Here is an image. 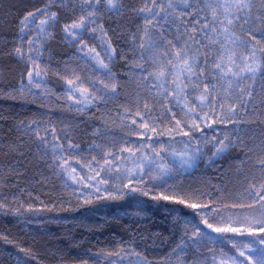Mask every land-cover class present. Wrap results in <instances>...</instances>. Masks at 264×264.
I'll return each instance as SVG.
<instances>
[{
    "label": "trees",
    "instance_id": "trees-1",
    "mask_svg": "<svg viewBox=\"0 0 264 264\" xmlns=\"http://www.w3.org/2000/svg\"><path fill=\"white\" fill-rule=\"evenodd\" d=\"M101 1L95 6L100 17L94 35L109 51L104 64L118 85L83 111L69 94V75L79 57L91 58L81 55L79 41L67 35L66 26L78 14L73 0H0V264H233V259L240 264L230 233L215 232L203 221L215 228L217 220L241 216L240 208L231 205L243 202L239 192L247 185L248 160L256 155L243 141L245 125H224L215 134V127L208 129L215 149L204 146L187 172L144 173L143 194L115 195L123 184L121 170L92 162L94 149L116 138L105 118L129 100L124 91L132 89L134 65L144 58L154 35L153 25L145 27L147 0H117L115 7ZM156 3L150 9L166 14L179 40H196L201 25H193V16L180 15L179 5L169 8L168 0ZM194 6L189 9L199 19L203 12ZM44 9L51 19L38 43L41 83L34 85L27 83L31 63L21 50L24 21ZM251 23L254 30L261 27ZM256 39H261L259 32ZM258 44L264 49V42ZM261 55L264 64V51ZM262 85L264 68L251 84L252 96L232 100H237L236 111L251 121L248 128L264 133ZM158 102L157 97L150 102L156 112ZM156 115L170 134L168 121L173 119L165 111ZM149 135L142 149L157 155ZM196 138L203 144V138ZM218 143L228 147L218 152ZM161 196L171 199L154 198ZM190 203L209 207L199 212ZM197 231L204 235L193 244Z\"/></svg>",
    "mask_w": 264,
    "mask_h": 264
},
{
    "label": "rangeland",
    "instance_id": "rangeland-1",
    "mask_svg": "<svg viewBox=\"0 0 264 264\" xmlns=\"http://www.w3.org/2000/svg\"><path fill=\"white\" fill-rule=\"evenodd\" d=\"M104 1L108 4L107 0ZM101 2L100 0V4ZM114 2L116 3L117 0ZM95 4V0H92V3H88L87 0H73V9L78 14L66 26L70 41H79L78 47L81 55L87 54L91 58L90 62L82 56L79 57L76 65L71 67L69 75V94L79 103L83 111L87 109L86 107L92 99L107 95L113 88L116 90L118 85L116 77L104 67V61L108 58L109 51L100 37L94 35L99 28L96 17H100L95 8L97 4ZM146 4H149L147 9H150L154 8L151 7V4L157 3L156 0L155 3L153 0H147ZM194 7L195 11L200 12L202 5ZM192 11L189 8L180 7L178 9L180 15L182 12L184 13L182 16L192 13ZM202 12L199 17L201 22L211 24L210 11ZM153 13H158V15L153 16ZM146 14L144 19L147 21L146 24L143 21V24L145 27L147 24L154 26L153 41L149 40V43L152 44H148L147 50L144 51V58L140 57L134 65L132 78L135 77L136 80L131 84V90L124 91L129 100L123 106H118L120 107L118 112L104 117L105 125H111L115 129L110 128L111 130H109L116 135L115 140L113 138L105 146L94 149V153L91 155L92 162L98 163L101 167H107L108 164L112 167L116 165V168L121 170L123 184L113 191L115 195L124 192L130 193V195L143 194L145 192L142 179L144 173L147 172L157 177L166 176L172 170L187 172L195 166L198 156L204 154V146L215 149L216 144L213 142V138L219 127L243 124L246 126L243 128L246 133L243 141L245 144L248 143L249 152L256 155L248 160L250 166L245 176L247 185L245 186L243 183V188L239 193L242 195V203H251L248 191H255L264 183V171L255 160L258 158L257 155L259 158L260 155L264 156V133L257 130L255 126L248 128L251 121L247 119V116L237 112L236 109L231 112L229 108H235L237 104V100H232L233 97L236 99L241 96L235 85L239 83L241 88L251 91L253 80L248 79L251 74L246 72L241 73L243 79L233 77L231 73L227 77L221 78L220 70L214 68V63L219 62L225 69L231 67L232 72H240L244 64V57H248V63H253L249 55L253 45L256 49L255 60L257 63H261V48L256 43L257 39L253 40L249 35V30H254L251 21L243 24V19H241L236 26L229 27V31L234 33V37L239 38L236 44L226 39L225 34L221 31L222 26L218 24L215 33H212L210 28L206 30L210 39L201 32H197L194 35L196 40L186 44L179 40V36L177 38L178 34L169 26L168 17L160 9L156 8ZM240 15L243 17L244 14ZM204 17H207V21L204 20ZM165 18H167V22H165ZM50 19L51 13L44 9L29 15L24 21L21 50L24 57H27L31 63L30 73L32 74L31 78L28 75L27 83L32 84L33 82L34 85L41 83V71H38L40 70L38 69V43L47 33ZM81 21H83L82 27H72ZM149 21L151 22L149 23ZM240 24H243V27H240ZM193 25L197 24L193 23ZM85 33H87V39H85ZM80 39L84 40L80 41ZM177 52H180V59L176 57ZM231 52L236 54L233 57L235 64H231L229 61ZM185 59L192 65V72L184 70ZM162 70L166 75L162 79H157L155 74ZM174 80L175 83H173ZM228 80L233 83L231 89L228 88ZM205 84L209 88L213 84L216 87L208 94L204 92ZM202 95H208V100L201 102ZM153 97H157V101H159V111L163 113L165 111L173 119L172 122L168 121L170 134L162 128L159 117L156 115L159 111L156 112L154 106L151 108L150 102L153 101ZM214 127V134L211 133L213 136L209 135L207 130ZM146 128H150L152 133ZM185 132L188 135H184ZM147 135H149L147 140L151 138V141L155 143L157 155L142 149ZM196 137L203 138V144L195 140L198 139ZM219 145L221 147V143H218ZM168 147H171V152L166 150ZM91 148L93 149L92 146ZM252 185H256V189H252ZM133 189L135 190L133 191ZM197 209L199 212H203L207 208L197 207ZM239 213L241 216L231 217V220L229 217L217 220L216 227L231 226L241 228L246 233L248 225L244 223V217L254 213L247 208H240ZM229 233L230 236L227 237L231 239V245L240 257L239 260H236L240 264H248L245 257L240 256V251H244L245 256L254 257L256 253L247 251L245 245H249L256 238L246 234Z\"/></svg>",
    "mask_w": 264,
    "mask_h": 264
},
{
    "label": "snow or ice",
    "instance_id": "snow-or-ice-1",
    "mask_svg": "<svg viewBox=\"0 0 264 264\" xmlns=\"http://www.w3.org/2000/svg\"><path fill=\"white\" fill-rule=\"evenodd\" d=\"M88 3H92V0H87ZM108 5L110 7H115L116 4L114 0H107ZM95 3H100V0H95ZM153 3H155V0H153ZM174 5H179L184 9L192 8L194 5L201 6L200 11L208 10L211 13V24L208 22L202 23L200 19L195 18V13H188V15L193 16V23L194 24H200L201 33L208 37L207 29L210 28L212 33H215L217 31L216 25H220L221 31L225 34L226 39L230 40L231 43L236 44L239 40L238 37H234V33H231L229 31L230 26H236V24L243 19V24H247L250 21L254 23H258L261 25L259 29L256 30H249V35L253 40H256V33L259 32L261 39L256 40V43H262L264 42V0H168V7L173 8ZM258 5V7H257ZM256 8L257 15L255 18L252 16V10ZM235 10V11H234ZM143 11V9H142ZM149 12H151V9H148ZM241 13H243V17H241ZM184 13L182 12L181 15ZM31 15V14H30ZM158 15V13H153V16ZM204 20L207 21V17H204ZM151 21H149L150 23ZM165 22H167V18H165ZM243 24H240V27H243ZM83 26V21L79 24L72 25L73 28H80ZM68 29H66L67 31ZM193 31H196L195 28H193ZM190 39H194V37H189ZM210 39V37H208ZM169 43H171L169 41ZM143 47V46H142ZM261 51H264V49H261ZM235 52H231L229 55V61L231 64H235V60L233 57L235 56ZM250 57L253 60V63H248V57H244V64L241 68L240 72H232L231 67H228L225 69L222 67L221 63L216 62L214 63V68L219 69L221 73V78L227 77L229 73L233 77H239L240 79H243L241 76L242 72L250 73L251 75L248 76V79L255 81V76L258 71H260L262 68H264V64L257 63L255 60L256 57V49L255 45H253L252 51L249 54ZM177 59H180V52L176 53ZM106 67V65H104ZM175 67V65H173ZM184 70L187 72H192V65L188 63V61L184 60ZM38 74V73H37ZM31 73H29V76L31 77ZM157 76V79H162L166 73L162 70L159 73L155 74ZM178 79V77H177ZM176 81L174 80L173 83ZM71 83V82H70ZM228 88L231 89L233 87V83L231 80L227 81ZM216 87L215 84L211 85V88L207 84L204 85V92L210 94L211 90ZM235 87L240 91L241 97L240 99L243 100L244 96L251 97L252 92L246 91L244 88H241L239 83L235 85ZM114 90V88H113ZM86 91V90H85ZM262 91H264V85H262ZM208 100V95H202L201 96V102ZM229 111L234 112L235 108L230 107ZM264 122V121H262ZM179 123V122H178ZM184 135H188L187 132L184 133ZM223 143V142H221ZM228 145H223L221 148L217 149L218 152H223ZM257 163L262 166V171H264V159L258 160ZM74 171V169H73ZM252 189H256V185H252ZM135 189H133L134 191ZM146 195V193H145ZM248 197L251 200V203H239V204H233L231 207L236 208H247L253 211L254 214L250 216L244 217V223L248 225V230L245 233L241 228H235V227H213L212 224L208 223L207 220H204L203 222L206 224V226L209 229H212L215 232H233L241 235H248L255 237L256 239H253L249 245H245V248L249 252H255L256 255L254 257H248L245 256L244 251H240V256L245 257V260L248 261V264H264V183H262L259 186V189L252 191H248ZM155 199H164L169 200L171 199L168 196H161V197H154ZM177 203L184 204V200H177ZM190 208H208V205H197V204H188L187 205ZM225 207H228V205H225ZM213 211L219 212V209H212ZM229 220H231V217H229ZM204 234L197 231L194 234V238L192 239L193 244L199 243V238L202 237ZM235 246V245H234ZM255 246V247H253ZM215 261V257L212 258ZM221 264H224L223 261H221ZM233 264H236V261L233 259Z\"/></svg>",
    "mask_w": 264,
    "mask_h": 264
}]
</instances>
